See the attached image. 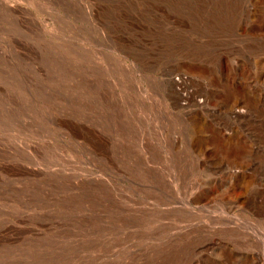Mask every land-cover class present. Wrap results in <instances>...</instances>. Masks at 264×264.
Segmentation results:
<instances>
[{
	"label": "rangeland",
	"instance_id": "obj_1",
	"mask_svg": "<svg viewBox=\"0 0 264 264\" xmlns=\"http://www.w3.org/2000/svg\"><path fill=\"white\" fill-rule=\"evenodd\" d=\"M0 264H264V0H0Z\"/></svg>",
	"mask_w": 264,
	"mask_h": 264
},
{
	"label": "bare ground",
	"instance_id": "obj_2",
	"mask_svg": "<svg viewBox=\"0 0 264 264\" xmlns=\"http://www.w3.org/2000/svg\"><path fill=\"white\" fill-rule=\"evenodd\" d=\"M263 181V180H262Z\"/></svg>",
	"mask_w": 264,
	"mask_h": 264
}]
</instances>
